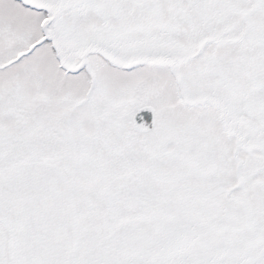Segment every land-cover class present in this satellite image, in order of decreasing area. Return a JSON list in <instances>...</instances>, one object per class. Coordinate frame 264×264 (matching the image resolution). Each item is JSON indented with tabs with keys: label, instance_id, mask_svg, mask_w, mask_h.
Masks as SVG:
<instances>
[{
	"label": "snow or ice",
	"instance_id": "snow-or-ice-1",
	"mask_svg": "<svg viewBox=\"0 0 264 264\" xmlns=\"http://www.w3.org/2000/svg\"><path fill=\"white\" fill-rule=\"evenodd\" d=\"M0 264H264V0H0Z\"/></svg>",
	"mask_w": 264,
	"mask_h": 264
}]
</instances>
